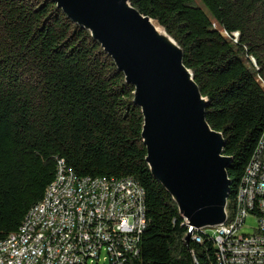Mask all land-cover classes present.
<instances>
[{
	"label": "trees",
	"instance_id": "1",
	"mask_svg": "<svg viewBox=\"0 0 264 264\" xmlns=\"http://www.w3.org/2000/svg\"><path fill=\"white\" fill-rule=\"evenodd\" d=\"M129 2L182 50L206 121L226 141L229 223L264 132V0ZM133 93L52 0H0V242L41 202L63 161L78 178H131L143 188L146 228L126 264H218L206 231L192 229L184 245L189 228L145 162Z\"/></svg>",
	"mask_w": 264,
	"mask_h": 264
},
{
	"label": "water",
	"instance_id": "2",
	"mask_svg": "<svg viewBox=\"0 0 264 264\" xmlns=\"http://www.w3.org/2000/svg\"><path fill=\"white\" fill-rule=\"evenodd\" d=\"M52 1L90 34L133 87L145 162L189 228L184 245L192 229L224 224L232 158L223 154L222 134L206 121L207 100L184 66L182 50L129 0Z\"/></svg>",
	"mask_w": 264,
	"mask_h": 264
},
{
	"label": "built area",
	"instance_id": "3",
	"mask_svg": "<svg viewBox=\"0 0 264 264\" xmlns=\"http://www.w3.org/2000/svg\"><path fill=\"white\" fill-rule=\"evenodd\" d=\"M249 217L257 223L251 235L241 232ZM145 228V192L133 179L78 178L59 161L41 202L0 242V264H126V256L139 255ZM212 241L218 264H264V132L235 217L214 228Z\"/></svg>",
	"mask_w": 264,
	"mask_h": 264
},
{
	"label": "rangeland",
	"instance_id": "4",
	"mask_svg": "<svg viewBox=\"0 0 264 264\" xmlns=\"http://www.w3.org/2000/svg\"><path fill=\"white\" fill-rule=\"evenodd\" d=\"M257 226V223H256V220L252 217H249L244 225V227L242 228L241 232L243 234H249L251 235L253 233V229L256 228ZM213 230L214 228H209V229H205V231L208 233V234H211L213 233Z\"/></svg>",
	"mask_w": 264,
	"mask_h": 264
},
{
	"label": "bare ground",
	"instance_id": "5",
	"mask_svg": "<svg viewBox=\"0 0 264 264\" xmlns=\"http://www.w3.org/2000/svg\"><path fill=\"white\" fill-rule=\"evenodd\" d=\"M156 29L159 31V32H161L162 30L160 29V28H158V27H156Z\"/></svg>",
	"mask_w": 264,
	"mask_h": 264
}]
</instances>
